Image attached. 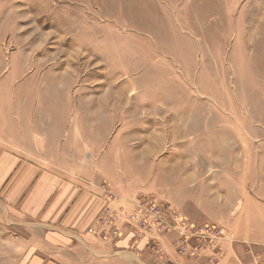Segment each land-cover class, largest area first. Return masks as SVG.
<instances>
[{
    "label": "rangeland",
    "instance_id": "374dc122",
    "mask_svg": "<svg viewBox=\"0 0 264 264\" xmlns=\"http://www.w3.org/2000/svg\"><path fill=\"white\" fill-rule=\"evenodd\" d=\"M0 153L94 173L113 249L264 261V0H0Z\"/></svg>",
    "mask_w": 264,
    "mask_h": 264
},
{
    "label": "crops",
    "instance_id": "0c3cea01",
    "mask_svg": "<svg viewBox=\"0 0 264 264\" xmlns=\"http://www.w3.org/2000/svg\"><path fill=\"white\" fill-rule=\"evenodd\" d=\"M75 149L79 152L81 147L76 145ZM39 166L21 155L0 153V225L5 229L15 225L19 230H27L28 234L23 231V234L15 235L24 246L21 262L209 264L210 260L200 262L181 256L174 235L163 240L162 251L157 256L153 255L150 248H144V244L136 252L130 249L116 250L96 241L84 231L90 223L89 216L92 218L99 208L97 195L102 193L99 188L101 181L97 183L94 173L86 176L67 172L63 175L53 170L50 172L49 168L39 173L42 171ZM79 176L80 181L77 179ZM25 202L24 208L13 207L22 206ZM260 260L254 258L251 262ZM222 262L226 263V259L223 258Z\"/></svg>",
    "mask_w": 264,
    "mask_h": 264
},
{
    "label": "built area",
    "instance_id": "2783aa9c",
    "mask_svg": "<svg viewBox=\"0 0 264 264\" xmlns=\"http://www.w3.org/2000/svg\"><path fill=\"white\" fill-rule=\"evenodd\" d=\"M239 264H264V261H253L251 263L239 262Z\"/></svg>",
    "mask_w": 264,
    "mask_h": 264
}]
</instances>
